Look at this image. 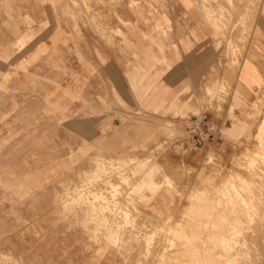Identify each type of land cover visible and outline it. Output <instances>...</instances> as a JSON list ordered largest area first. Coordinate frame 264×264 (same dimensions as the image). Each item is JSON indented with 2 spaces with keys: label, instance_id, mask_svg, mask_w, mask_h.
Segmentation results:
<instances>
[{
  "label": "rangeland",
  "instance_id": "374dc122",
  "mask_svg": "<svg viewBox=\"0 0 264 264\" xmlns=\"http://www.w3.org/2000/svg\"><path fill=\"white\" fill-rule=\"evenodd\" d=\"M126 6L0 0V264H264V87L244 120L237 88L256 38L264 69V0L204 4L219 67L186 74L184 100L222 145L182 146L191 113L144 158L104 147L117 125L147 118L119 100L125 79L100 56L115 59Z\"/></svg>",
  "mask_w": 264,
  "mask_h": 264
},
{
  "label": "crops",
  "instance_id": "0c3cea01",
  "mask_svg": "<svg viewBox=\"0 0 264 264\" xmlns=\"http://www.w3.org/2000/svg\"><path fill=\"white\" fill-rule=\"evenodd\" d=\"M206 1L179 0L178 4L174 3L169 10H164L165 5H158L153 1L127 0L125 15L118 16L116 23L119 25L114 29L121 41L115 49V59L110 57L108 60L101 54L100 56L101 60L105 59L107 63L105 66L109 65L113 72L125 79L124 82L120 79L121 83L117 85L118 88L124 89L119 100L123 104L132 105V109L137 108L147 118L140 127L136 122L127 124L125 128L117 125L115 134L112 129V135L107 138L109 143L104 145L105 151H109V157L144 158L162 138L172 135L176 125L167 122H171L173 116L182 117L192 113L186 120L191 117H207L213 121L211 116L200 113L191 98L184 100V94L190 88L187 80L183 79L186 74L209 73L219 67L217 56L220 53L212 43L213 30L211 32L204 28L208 19V11L204 10ZM177 19L179 22L188 19L189 28L174 24ZM216 33L220 32L216 30ZM254 41L253 47L248 48L245 54V58L249 57L253 66L248 71V64H244L238 74L237 88L241 86L238 104L241 105L243 120L246 118V105L253 102L249 100V91L264 87V69L259 67L256 60V56L263 53L257 38ZM236 69L238 71V68ZM256 72L261 76L262 83ZM175 73L180 76L177 80L174 78ZM212 86L207 85L205 89ZM216 130L218 133V129ZM215 141L193 152L211 145H222L220 135ZM95 148L98 149L96 144ZM197 185L201 183L197 181ZM134 193L140 194L139 190Z\"/></svg>",
  "mask_w": 264,
  "mask_h": 264
},
{
  "label": "built area",
  "instance_id": "2783aa9c",
  "mask_svg": "<svg viewBox=\"0 0 264 264\" xmlns=\"http://www.w3.org/2000/svg\"><path fill=\"white\" fill-rule=\"evenodd\" d=\"M187 141L182 144L185 149L193 152L216 140V127L207 117H191L187 120Z\"/></svg>",
  "mask_w": 264,
  "mask_h": 264
},
{
  "label": "bare ground",
  "instance_id": "6f19581e",
  "mask_svg": "<svg viewBox=\"0 0 264 264\" xmlns=\"http://www.w3.org/2000/svg\"><path fill=\"white\" fill-rule=\"evenodd\" d=\"M217 2H218V1H217ZM80 3H81V2H80ZM236 47H237V46H236ZM237 129H238V128L236 127L235 130L238 131ZM239 129H240V128H239ZM242 130H243V129H242ZM244 130H245V129H244ZM238 134H239V133H238ZM234 139H236V138H234ZM219 156H220V155H219ZM86 173H87V172H86ZM90 175H91V174H90ZM87 177H88V176H87ZM206 177H207V176H206ZM80 191H81V190H80ZM74 192H75V190H74ZM76 192H79V191H76ZM72 193H73V192H72ZM79 193H80V192H79ZM68 194H69V193H68ZM77 194H78V193H77ZM74 195H75V194H74ZM109 206H110V205H109ZM188 208H189V207H188ZM191 208H192V207H191ZM255 227H256V226H255ZM170 229H171V228H170ZM167 231H168V230H167ZM187 236H188V234H187ZM254 239H255V238H254ZM257 239H258V238H257ZM153 241H154V240H153ZM168 251H169V250H168ZM154 253H155V252H154ZM166 254H167V253H166Z\"/></svg>",
  "mask_w": 264,
  "mask_h": 264
}]
</instances>
